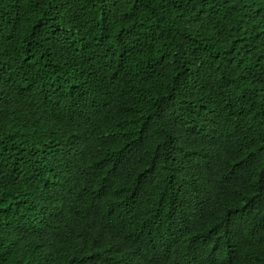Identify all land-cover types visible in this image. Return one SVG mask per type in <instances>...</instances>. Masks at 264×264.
I'll return each instance as SVG.
<instances>
[{"label":"trees","instance_id":"trees-1","mask_svg":"<svg viewBox=\"0 0 264 264\" xmlns=\"http://www.w3.org/2000/svg\"><path fill=\"white\" fill-rule=\"evenodd\" d=\"M0 264H264V0H0Z\"/></svg>","mask_w":264,"mask_h":264}]
</instances>
